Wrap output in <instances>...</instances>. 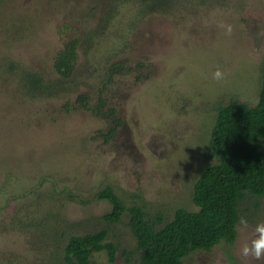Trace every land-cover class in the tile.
Here are the masks:
<instances>
[{
  "label": "rangeland",
  "instance_id": "374dc122",
  "mask_svg": "<svg viewBox=\"0 0 264 264\" xmlns=\"http://www.w3.org/2000/svg\"><path fill=\"white\" fill-rule=\"evenodd\" d=\"M263 72L264 0H0V264H67L70 237L102 228L117 257L95 251L93 264H145L129 212L107 220L99 192L162 223L197 209L218 111L255 105ZM239 212L245 232L185 264H264L240 254L264 194Z\"/></svg>",
  "mask_w": 264,
  "mask_h": 264
},
{
  "label": "trees",
  "instance_id": "16d2710c",
  "mask_svg": "<svg viewBox=\"0 0 264 264\" xmlns=\"http://www.w3.org/2000/svg\"><path fill=\"white\" fill-rule=\"evenodd\" d=\"M74 56L72 48L63 50L58 70L67 74ZM210 143L218 161L204 168L194 184L197 209L178 207L174 217L162 223L163 214L151 219L142 206L128 207L112 186L99 192L112 203L107 220L119 221L129 212L143 263L185 264L184 257L194 250L236 240L240 202L247 195L264 194V72L255 105L232 99L220 107ZM107 235L106 228L72 235L65 247L67 264H93L92 255L100 250H107L109 260L115 261L118 246L107 241Z\"/></svg>",
  "mask_w": 264,
  "mask_h": 264
},
{
  "label": "clouds",
  "instance_id": "9594fccd",
  "mask_svg": "<svg viewBox=\"0 0 264 264\" xmlns=\"http://www.w3.org/2000/svg\"><path fill=\"white\" fill-rule=\"evenodd\" d=\"M227 35L231 34V25H221ZM226 73L222 68H217L213 73V79L221 81L225 78ZM249 228V222L245 217H240L238 224L235 225V231L245 232ZM253 236L250 240H245L241 244L240 254L244 258L254 260H264V221L259 222L253 229Z\"/></svg>",
  "mask_w": 264,
  "mask_h": 264
}]
</instances>
